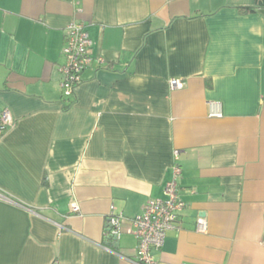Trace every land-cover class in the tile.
I'll return each instance as SVG.
<instances>
[{"label":"crops","instance_id":"crops-1","mask_svg":"<svg viewBox=\"0 0 264 264\" xmlns=\"http://www.w3.org/2000/svg\"><path fill=\"white\" fill-rule=\"evenodd\" d=\"M73 22L95 61L65 99ZM4 109L0 193L25 209L0 200V264H135L130 221L176 150L186 206L156 262L264 264V0H0Z\"/></svg>","mask_w":264,"mask_h":264},{"label":"built area","instance_id":"built-area-1","mask_svg":"<svg viewBox=\"0 0 264 264\" xmlns=\"http://www.w3.org/2000/svg\"><path fill=\"white\" fill-rule=\"evenodd\" d=\"M93 41L90 38L86 24L73 22L67 28L66 44L62 51L64 63L59 67L61 74L60 87L63 97L70 99L74 97L76 89L82 83V74L94 64V57L91 53ZM172 90L184 88L181 79H172L170 82ZM209 116L221 118L222 106L218 102L209 103ZM15 118L9 109L0 110V137L13 128ZM180 151H174V165L172 178L166 183L164 199L151 200L145 206L143 212L130 221L129 232L137 240V258L135 264H158L154 252L163 248L167 234L175 230L178 214L185 208V203L180 196L179 181L182 176V167L179 163ZM0 200L24 208L18 201L12 200L0 193ZM122 216H112L108 220V233L115 240H119L123 234ZM197 231H207L206 221L203 218L198 220Z\"/></svg>","mask_w":264,"mask_h":264},{"label":"trees","instance_id":"trees-1","mask_svg":"<svg viewBox=\"0 0 264 264\" xmlns=\"http://www.w3.org/2000/svg\"><path fill=\"white\" fill-rule=\"evenodd\" d=\"M244 12H251V11H253V9H250V8H246V9H242ZM108 237H107V241H108V244L109 245H111V246H113L114 245V242L113 241H115V239L112 237V236H110L109 235V233H108V235H107Z\"/></svg>","mask_w":264,"mask_h":264}]
</instances>
